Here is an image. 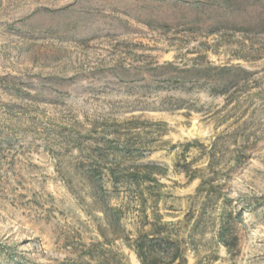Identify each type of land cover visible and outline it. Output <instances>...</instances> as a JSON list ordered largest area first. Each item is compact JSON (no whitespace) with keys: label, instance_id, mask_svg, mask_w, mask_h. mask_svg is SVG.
I'll return each mask as SVG.
<instances>
[{"label":"rangeland","instance_id":"obj_1","mask_svg":"<svg viewBox=\"0 0 264 264\" xmlns=\"http://www.w3.org/2000/svg\"><path fill=\"white\" fill-rule=\"evenodd\" d=\"M159 232L264 264V0H0V264H141Z\"/></svg>","mask_w":264,"mask_h":264},{"label":"trees","instance_id":"obj_2","mask_svg":"<svg viewBox=\"0 0 264 264\" xmlns=\"http://www.w3.org/2000/svg\"><path fill=\"white\" fill-rule=\"evenodd\" d=\"M128 183V182H126ZM198 192L205 189V182L202 183ZM212 188V187H211ZM207 188V192L211 194L212 189ZM202 208L204 211L209 202V195L206 194ZM202 210V211H203ZM203 211V212H204ZM233 220L232 214L228 213L227 206L223 207L222 218L220 220L219 228L217 231L218 240L226 247L229 253H232L238 242V235L235 229L230 224ZM156 238H151L148 235L138 236L131 245L138 260L141 264H188V254L182 245V239L177 238L174 245L171 244L169 236H164L160 232Z\"/></svg>","mask_w":264,"mask_h":264}]
</instances>
